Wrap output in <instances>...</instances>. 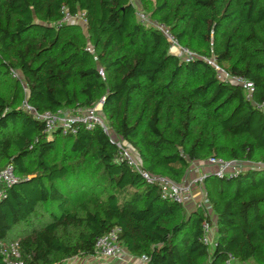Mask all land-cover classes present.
<instances>
[{
  "label": "trees",
  "instance_id": "obj_1",
  "mask_svg": "<svg viewBox=\"0 0 264 264\" xmlns=\"http://www.w3.org/2000/svg\"><path fill=\"white\" fill-rule=\"evenodd\" d=\"M138 1L195 57L171 54L130 0H0V82L13 84L9 99L0 92V171L18 178L0 198V264L13 243L23 264L86 258L114 229L142 264H264V0ZM65 12L82 13L84 30ZM206 60L251 83V96ZM23 101L37 114L101 103L142 169L173 183L208 159L249 165L202 175L212 243L208 216L162 200L100 127L45 133Z\"/></svg>",
  "mask_w": 264,
  "mask_h": 264
},
{
  "label": "built area",
  "instance_id": "obj_2",
  "mask_svg": "<svg viewBox=\"0 0 264 264\" xmlns=\"http://www.w3.org/2000/svg\"><path fill=\"white\" fill-rule=\"evenodd\" d=\"M135 7V6H134ZM136 8V7H135ZM136 17L138 22L151 26L157 30H159L162 35L167 39L170 44L169 52L173 49L175 52L173 55L185 59L191 60L195 57V54L182 49L176 42V40L169 33L168 29L163 25H160L154 21H151L144 13L136 8ZM62 21L67 23H82L85 24L84 17L82 13L77 14L74 17H71L68 13L63 14ZM171 53V52H170ZM172 54V53H171ZM206 62L213 67L218 75V79L229 81L230 83L239 85L247 94L248 97L251 96L253 92L252 84L246 82L240 78H232L227 75V73L219 68L213 60H206ZM98 75L101 79H103V72L101 69H98ZM22 107L35 117L38 121H41L44 124L45 133H51L53 130L58 129L62 135H75L77 130L80 127H83L85 130H92L95 127H100L104 133L108 134L118 150V160L124 161L131 168V170L142 178V180L148 184L156 183L159 188L160 197L162 200L173 202L178 205H182L187 198H189L190 193L196 189V187L201 183L202 176L193 178L192 180L181 183H173L168 179L153 176L147 171L143 170L141 164L139 163L135 153L131 148L126 146L120 139L116 138L114 135H110L108 128L104 123V118L101 114V103H97L95 106L87 109H78L75 112L68 111H57L54 114L43 113L37 114L34 112L29 106H27L26 102L23 101ZM260 109L264 114V102L261 104ZM233 163V162H232ZM208 165L218 166L219 170L216 171V175L220 176L226 172H235L238 170H243L245 168H229V166L219 160V159H208L206 161ZM238 164V163H234ZM237 166V165H235ZM247 168V167H246ZM18 182V178L15 176L11 167H7L0 171V198L4 194V188L10 187ZM197 209L201 210L204 216H207L211 212L210 204L203 192L202 198ZM196 209V210H197ZM202 232H203V243L209 244L208 242V233H209V225L206 222L202 224ZM119 230L114 229L107 233L106 235L96 239L94 243V252L92 255L87 256V260L90 262H94L97 259H106L110 261H118L119 257L126 252L121 247L118 241ZM127 254V253H126ZM6 260L8 264H23V261L20 257V252L18 249L17 243L10 244L8 246V250L5 254ZM141 263L146 261L145 257L139 259Z\"/></svg>",
  "mask_w": 264,
  "mask_h": 264
},
{
  "label": "rangeland",
  "instance_id": "obj_3",
  "mask_svg": "<svg viewBox=\"0 0 264 264\" xmlns=\"http://www.w3.org/2000/svg\"><path fill=\"white\" fill-rule=\"evenodd\" d=\"M132 2V4L138 9L140 10L142 13H144L148 18H149V11L150 10V5L149 3L146 2H140L138 0H130ZM78 24L82 27V29L84 30V25L82 23ZM172 54L175 52V50L173 49L172 51H170ZM13 80H18L21 81V77L19 75H16L13 77ZM12 79L11 80H4L0 82V92L6 97V99L10 98L11 95V91H12ZM20 85L23 88V91L25 92V88L23 83L21 82ZM111 135V133H110ZM112 136V135H111ZM3 164V163H2ZM226 164L229 166V168H235V167H239V168H246L249 167V165L245 164V163H238V164H234L232 162H226ZM237 165V166H235ZM259 165V164H258ZM211 166L214 165H208L206 164V162L203 163H196L191 165L187 175H186V180L184 182H188L187 180L190 181V179H193V170L199 168V169H205V168H210ZM215 171H218L219 168L218 166H214ZM202 194H203V188L202 186L199 184L196 189H194L190 195L189 198H187L185 200V202L182 204V209L184 212L186 213H190L192 211H195L200 203V200L202 198ZM209 218V233H208V242L209 245L212 243L213 239H214V234H215V227H214V215L212 214V212H210L208 215ZM84 258H74L71 260H65V262L63 264H142L140 260L134 259L132 257H130L128 254H122L118 261H110V260H106V259H97L94 262H87L85 260H83ZM84 261V262H83Z\"/></svg>",
  "mask_w": 264,
  "mask_h": 264
},
{
  "label": "crops",
  "instance_id": "obj_4",
  "mask_svg": "<svg viewBox=\"0 0 264 264\" xmlns=\"http://www.w3.org/2000/svg\"><path fill=\"white\" fill-rule=\"evenodd\" d=\"M193 164H196V163H193ZM192 164V165H193ZM191 167V166H190ZM190 169V168H189ZM215 169L216 168H214V166H211L210 168H201V169H199V168H197V169H195V170H193V178H196V177H199V176H202V175H204L205 173H215L216 171H215ZM188 173V172H187ZM187 173H186V175H187ZM186 180V176H185V178H184V181ZM190 180H192V179H190ZM187 181H189V180H187ZM83 260H85V261H87V262H90L89 260H87V258H84ZM84 262V261H83Z\"/></svg>",
  "mask_w": 264,
  "mask_h": 264
}]
</instances>
